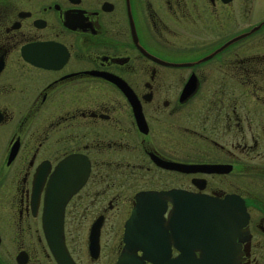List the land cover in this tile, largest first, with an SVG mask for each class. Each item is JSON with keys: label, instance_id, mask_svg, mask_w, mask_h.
I'll use <instances>...</instances> for the list:
<instances>
[{"label": "flooded vegetation", "instance_id": "af4514ba", "mask_svg": "<svg viewBox=\"0 0 264 264\" xmlns=\"http://www.w3.org/2000/svg\"><path fill=\"white\" fill-rule=\"evenodd\" d=\"M256 13L264 0H0V264H116L150 192L168 260L198 255L205 226L264 264Z\"/></svg>", "mask_w": 264, "mask_h": 264}, {"label": "water", "instance_id": "95a60500", "mask_svg": "<svg viewBox=\"0 0 264 264\" xmlns=\"http://www.w3.org/2000/svg\"><path fill=\"white\" fill-rule=\"evenodd\" d=\"M72 190V189H71ZM70 190V191H71ZM169 192L168 194H170ZM162 194V193H161ZM157 192L143 193L137 196V206L134 208L131 216V220L140 224L136 229L129 230L127 226L124 240L126 242L125 248L128 252L123 251L117 260L116 264H144V260H148L153 264H159L161 260L163 262L167 261L169 254L166 248L163 247L161 252L156 248V224L160 219L158 211H156L157 201L161 195ZM167 194V193H164ZM150 207V208H148ZM200 207H205L202 205ZM58 208L57 210H54ZM56 213L58 216L62 214V206L56 205L46 208V214ZM145 215V216H144ZM157 216V217H156ZM60 222V218H59ZM128 224V223H127ZM147 224V225H146ZM94 232V234H93ZM98 227L97 223L92 227L91 233V243H95L97 240ZM202 237L201 252L197 256L191 249L182 251L178 257L171 260V264H236L235 254L233 253L230 245V236L227 234L223 237L226 240V248L217 245L215 248L210 245V241L214 239L215 236L207 233L205 226H202L199 231L196 227L195 235ZM163 240L166 239V233L162 234ZM165 243V242H164ZM61 249V248H60ZM141 250L142 254H131L129 252ZM58 259L61 261V252H55Z\"/></svg>", "mask_w": 264, "mask_h": 264}, {"label": "rangeland", "instance_id": "374dc122", "mask_svg": "<svg viewBox=\"0 0 264 264\" xmlns=\"http://www.w3.org/2000/svg\"><path fill=\"white\" fill-rule=\"evenodd\" d=\"M255 16H256L257 18H261V17L264 16V13H256Z\"/></svg>", "mask_w": 264, "mask_h": 264}]
</instances>
